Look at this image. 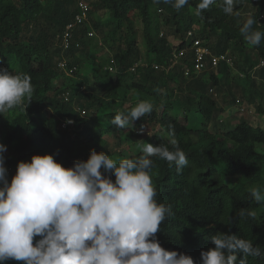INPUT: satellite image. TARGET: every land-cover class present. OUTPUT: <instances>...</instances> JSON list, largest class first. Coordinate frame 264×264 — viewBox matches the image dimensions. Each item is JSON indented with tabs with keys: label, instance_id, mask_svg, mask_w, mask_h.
Segmentation results:
<instances>
[{
	"label": "trees",
	"instance_id": "obj_1",
	"mask_svg": "<svg viewBox=\"0 0 264 264\" xmlns=\"http://www.w3.org/2000/svg\"><path fill=\"white\" fill-rule=\"evenodd\" d=\"M77 2L0 0V66L14 75L30 76L33 85L30 98L0 113L9 183L18 162H30L33 155L51 154L69 168L86 161L95 150L119 163L139 158L145 143L174 151V140L188 160L180 172L175 163L150 157L155 199L173 213L156 233L160 245L201 264V251L215 247L210 237L222 232L250 239L264 252V201L258 203L251 196L253 188L264 194V124L242 120L220 127L216 118L222 108L209 94L225 83L223 78L234 63L240 67L234 55L239 54L245 64L251 51L258 60L253 67H241L248 80L246 89L237 82L229 86L245 93L254 110L264 116V35L259 45L250 43L240 31L249 14L239 13L248 2L255 4L250 14L258 23L252 30L264 34V0H235L231 15L223 11V0L200 15L196 6L201 0H189L179 10L163 0H88L89 19L73 28L69 46L63 48L61 34L74 20ZM101 9L108 12L107 18L94 21L92 13ZM165 25L171 26L170 33L163 31ZM92 30L109 56L95 52V35L88 34ZM168 36L178 37L174 55ZM197 37L205 39L202 44L215 55L230 51L232 64H206L200 73L193 49ZM180 51L179 60L175 55ZM80 68L89 71L92 84L87 86ZM186 69L188 77L183 73ZM63 73L72 75L68 76L72 84L53 87V80ZM175 91L183 96L167 104ZM140 101L151 103L153 109L133 121V127L112 123L116 114H127ZM232 101L245 108L240 97ZM189 112L198 115L197 124L189 120ZM141 125L145 131L138 134ZM105 175L115 180L114 175ZM241 258L239 254L237 264ZM247 264H264V259L248 257Z\"/></svg>",
	"mask_w": 264,
	"mask_h": 264
},
{
	"label": "clouds",
	"instance_id": "obj_2",
	"mask_svg": "<svg viewBox=\"0 0 264 264\" xmlns=\"http://www.w3.org/2000/svg\"><path fill=\"white\" fill-rule=\"evenodd\" d=\"M163 2L179 10L189 0ZM214 3L201 0L196 14ZM234 3L223 0V11L233 14ZM255 23L249 14L240 31L250 43L259 45L264 34L252 30ZM32 93L30 76L14 75L0 66V113L12 110ZM152 109L151 103L140 101L127 114H116L112 123L133 127V121ZM136 131L142 134L145 128L141 125ZM171 143L174 151L145 143L139 158L119 163L91 150L86 161H76L69 168L51 154L33 155L30 162H18L10 183L4 155L7 146L0 143V264L7 260L24 264H195L189 255L165 250L156 238L166 216L173 213L155 199L150 157L175 163L177 172L188 163L184 151L174 140ZM251 196L258 203L264 201L259 188H253ZM35 237L41 238L34 244ZM210 240L215 247L201 251V264H237L239 254L243 258L238 264H247L248 257L264 259V252L250 239L218 232Z\"/></svg>",
	"mask_w": 264,
	"mask_h": 264
},
{
	"label": "rangeland",
	"instance_id": "obj_3",
	"mask_svg": "<svg viewBox=\"0 0 264 264\" xmlns=\"http://www.w3.org/2000/svg\"><path fill=\"white\" fill-rule=\"evenodd\" d=\"M84 1H86L88 3V0H84ZM254 9H255V4H253L252 2H248L246 4V6L244 7V10L240 11L239 13H240V15L250 14V12H252V10H254ZM107 16H108V12L104 9H101V10H98V11H95L94 13H92V18L94 19V21L95 20L104 21L107 18ZM90 24H92V21ZM171 29L172 28L170 25H165L163 28V31L165 33H170ZM92 31L94 32V30H92ZM93 35H95V36L94 37L90 36V37H93V39H92L93 42H97V44H96L97 47L95 48V52L99 53L101 55H104V56H109V52L106 49L102 48V46H100L101 44L99 42V35H98L97 31H96V33L94 32ZM160 35H163V33H160ZM168 37L170 38V39H168L169 45L175 46L173 48V55H174L175 49H177L176 46H177V38L178 37H175V38H172V36H168ZM211 38H212L211 42L213 43L215 41L216 37L212 36ZM202 40L205 43V39H202ZM228 53H230V51H228ZM225 55H227V53H225ZM234 56H235V60L240 63V67L236 66L234 63V69H231V73L228 76H226V78H223L225 83L223 82V84H220L218 87H214V90L212 93L209 92V94H211L212 97L216 100L217 104L222 108L221 113L218 114V117L216 119L219 122V124L221 125L220 127H222V128L227 126V125H229V126L234 125V124H236L242 120H247L249 122H254V123H260L261 125H263L264 124V116L260 115V113H258L254 110V108H253L254 106L250 105V103L248 102L247 95L245 93L238 94L237 91H235V88H231L229 86V83L233 84V83L237 82L243 89H246L248 80H247V78H245L244 75H241V73H239V72H242L241 67H253L257 63V60H258L257 56L253 52L249 51L247 53V60L245 61V64H243L244 60L243 61L240 60L239 54H236ZM175 57L180 60L182 55H180L178 52V54H176ZM178 63H180V62H178ZM79 71L83 76L87 77V83H86L87 86L93 83V79L91 77V74L89 73V71L87 69L80 68ZM202 71L203 70H200V73ZM183 73L186 77H188V73L187 74L185 72H183ZM68 76H72V75L63 73L61 76H59L58 78L53 80V82H52L53 87H57L60 84H66V83H67V85H71L72 81ZM203 76L205 78L207 76V74L205 73ZM183 79L184 78H179L178 80H183ZM256 83L260 84L261 80L256 79ZM173 86H175V85H173ZM182 96H183L182 92L175 91V93L171 96V98L169 99V102H167V104H170V101L173 100L174 98L179 99ZM239 97L242 99V102L244 103L245 108H241V107H239L233 103L232 99H234V98L237 99ZM240 101L241 100H239V102ZM236 102H237V100H236ZM183 105H185V104L183 103ZM185 108H187V106ZM188 117H189V120L192 122V124L198 123V115L195 112H189ZM5 166H6V168H8V164L6 163V161H5Z\"/></svg>",
	"mask_w": 264,
	"mask_h": 264
},
{
	"label": "built area",
	"instance_id": "obj_4",
	"mask_svg": "<svg viewBox=\"0 0 264 264\" xmlns=\"http://www.w3.org/2000/svg\"><path fill=\"white\" fill-rule=\"evenodd\" d=\"M78 10L74 15V20L67 23L64 30L61 34V45L63 48H67L70 43V39L72 36L73 28L77 25L86 21L88 19L89 14V5L83 0H78L77 2ZM89 35H93L92 32L88 33ZM188 35L191 33L188 32ZM203 40L198 37L193 40V49H194V57H195V66L198 71L205 68L206 64H211V66L216 67L220 62L224 61L225 63L232 64V58L229 55L224 54H213L206 45L202 44ZM180 55L183 54V51L179 52ZM59 65L63 66L64 63L61 62ZM185 73H188V70H185ZM81 113L84 114L85 110H81Z\"/></svg>",
	"mask_w": 264,
	"mask_h": 264
},
{
	"label": "bare ground",
	"instance_id": "obj_5",
	"mask_svg": "<svg viewBox=\"0 0 264 264\" xmlns=\"http://www.w3.org/2000/svg\"><path fill=\"white\" fill-rule=\"evenodd\" d=\"M228 55H230V53H227Z\"/></svg>",
	"mask_w": 264,
	"mask_h": 264
}]
</instances>
